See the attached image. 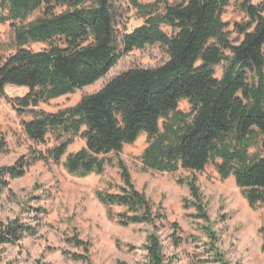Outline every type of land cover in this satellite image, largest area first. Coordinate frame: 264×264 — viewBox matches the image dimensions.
Wrapping results in <instances>:
<instances>
[{
	"label": "trees",
	"instance_id": "1",
	"mask_svg": "<svg viewBox=\"0 0 264 264\" xmlns=\"http://www.w3.org/2000/svg\"><path fill=\"white\" fill-rule=\"evenodd\" d=\"M231 1L129 0L143 24L120 33L117 0H0V22L11 27L7 38L0 37V97L19 115H32L21 121L32 143L29 154L0 166V193L38 161L48 167L62 163L78 177L102 174L107 165H115L122 180L118 190L97 189L96 198L120 225L152 226L142 245L147 264H171L158 233L166 218L162 203L156 206L136 187L120 156L125 145L147 133L140 156L143 170L189 172L178 183L189 188L184 207L194 208L192 216L202 221L200 229L208 238V257L201 261L231 264L217 244L197 177L213 164L222 179L235 177L251 207L264 205V1H241L248 18L235 23L236 39L223 20ZM35 42L48 46L36 51L29 47ZM155 45L168 55L161 65L125 70L75 105L54 112L40 107L95 83L123 54ZM3 50L14 51L5 57ZM218 65H223L220 78ZM7 85L29 91L12 98ZM183 99L190 102L189 111L179 107ZM78 138L86 140L85 146L62 162ZM115 206L124 209L115 212ZM35 232L19 219L2 223L0 244ZM67 242L83 250L67 252L73 259L93 264L91 241L81 238L77 228Z\"/></svg>",
	"mask_w": 264,
	"mask_h": 264
},
{
	"label": "rangeland",
	"instance_id": "2",
	"mask_svg": "<svg viewBox=\"0 0 264 264\" xmlns=\"http://www.w3.org/2000/svg\"><path fill=\"white\" fill-rule=\"evenodd\" d=\"M149 3L154 0H140ZM242 0H232L223 13V20L229 24L231 38H238L235 23L247 20L240 9ZM264 0H252L259 4ZM117 14L120 33L132 31L143 24L129 0H117ZM63 8H59L58 11ZM3 11L0 10V15ZM165 30L170 32L169 27ZM10 22H0V37L10 35ZM48 45L42 42L31 43L33 50H42ZM14 50H3L7 57ZM168 60V55L160 45L135 49L123 54L110 71L95 83L79 88L41 103L40 107L54 112L75 105L81 98L102 88L110 79L125 70L134 67H156ZM223 65L216 67V76L220 78ZM26 89L7 86L9 97L24 96ZM0 142L4 138V148L0 150V166L13 165L20 157L29 154L32 143L24 135L21 127L23 119L32 115H19L12 105L0 97ZM185 111L191 109L187 99L179 102ZM4 136V137H3ZM147 133H143L135 143L125 145L121 157L129 166L136 187L145 193L158 206L166 218L160 224L158 233L164 246V253L171 264H210L201 260L208 257L207 236L201 231L199 221L192 216L194 208H185L183 198L189 196V188L178 183L181 176L189 172L173 175L145 171L140 156L147 145ZM75 150L82 146L78 138ZM113 162L116 156H112ZM63 162V159H62ZM198 182L203 191L213 228L216 230L218 245L226 252L231 264H264V205L253 208L230 176L222 179L213 164L205 171L197 173ZM122 180L115 165H107L104 173H92L86 177L70 174L63 164L48 167L38 161L27 169L24 176L10 179L9 186L0 193V227L12 220L35 227L34 234L24 235L12 243L0 244V264H85L73 259L69 253L83 252L82 248L67 242L74 235V228L84 240L91 241L90 255L93 264H147L146 251L142 245L152 226L147 224L120 225L116 219H110L107 209L96 198L97 189L117 191ZM42 211H38V209ZM115 206V212L123 210ZM200 222V223H199ZM177 224L178 227L174 225ZM180 238L181 242L176 243ZM213 264V263H211Z\"/></svg>",
	"mask_w": 264,
	"mask_h": 264
},
{
	"label": "crops",
	"instance_id": "3",
	"mask_svg": "<svg viewBox=\"0 0 264 264\" xmlns=\"http://www.w3.org/2000/svg\"><path fill=\"white\" fill-rule=\"evenodd\" d=\"M7 86H14V85H7ZM14 87H15V86H14ZM19 88L26 89L24 95L29 91V89H28L27 87H19ZM0 107H1V108L4 107V104H0ZM29 119H32V117H30ZM81 142H82L83 145L80 146L78 149H75V150L73 149V150H68V151H67V153H66L65 156L63 157V162L66 160L68 154L73 153V152H77V151H79L82 147L85 146V144H86V140L81 138ZM70 146L72 147V146H74V144L72 143ZM69 148H70V147H69ZM232 177L235 179L234 176H232Z\"/></svg>",
	"mask_w": 264,
	"mask_h": 264
}]
</instances>
